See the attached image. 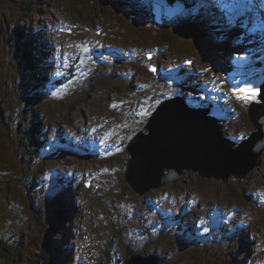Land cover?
<instances>
[{
  "label": "rangeland",
  "instance_id": "374dc122",
  "mask_svg": "<svg viewBox=\"0 0 264 264\" xmlns=\"http://www.w3.org/2000/svg\"><path fill=\"white\" fill-rule=\"evenodd\" d=\"M247 3L0 0V264H264V151L242 180L171 182L138 143L178 97L237 146L256 130L264 4Z\"/></svg>",
  "mask_w": 264,
  "mask_h": 264
},
{
  "label": "water",
  "instance_id": "95a60500",
  "mask_svg": "<svg viewBox=\"0 0 264 264\" xmlns=\"http://www.w3.org/2000/svg\"><path fill=\"white\" fill-rule=\"evenodd\" d=\"M260 99L263 103L255 104L247 114L257 132L248 141L241 143L243 145L238 151L231 144L234 142L226 137L223 124L210 115L209 108H183L182 103L178 102L182 117L173 120L166 107L161 106L152 120L150 134L146 135L149 136L147 141L145 136L138 141L145 149L143 154L152 158L150 163H145L144 175L152 173L158 180L166 175L178 181L181 178L178 170L185 166V169L193 173L228 182L229 176L233 174L249 173L256 166L260 151L264 149V84ZM258 107L263 108L260 111ZM163 108L171 115L169 125V116ZM129 183L134 184L133 179ZM155 259V256L148 258L132 255L127 264H158ZM159 263H165V259H160Z\"/></svg>",
  "mask_w": 264,
  "mask_h": 264
},
{
  "label": "bare ground",
  "instance_id": "6f19581e",
  "mask_svg": "<svg viewBox=\"0 0 264 264\" xmlns=\"http://www.w3.org/2000/svg\"><path fill=\"white\" fill-rule=\"evenodd\" d=\"M245 2H251V0H245V1H242L241 2V5H243V3H245ZM263 4H264V0L263 1H261ZM253 9V8H252ZM261 29H263L262 28V26H259V30H261ZM27 30V29H26ZM15 43V42H14ZM11 45V44H10ZM263 84H264V82L262 83V85H260V88H259V94H258V99H260V95H261V87L263 86ZM181 101V98L180 97H178V98H173V99H169V100H167V101H165V102H161L160 104H159V106L155 109V111L152 113V115L150 116V119H149V121L147 122V125H149V124H151L152 123V120H153V118L155 117V115L157 114V112L159 111V109H160V107L162 106H165L166 107V109H167V111L173 116V120H176V119H178V118H181L182 117V112H181V110H180V107L178 106V102H180ZM251 104V103H250ZM164 109V111L165 112H167L166 110H165V108H163ZM167 112V114H168V116H169V118H168V125L170 124V121H171V115L169 114ZM248 112H249V110H248ZM248 112H247V114H248ZM248 116V115H247ZM251 123V122H250ZM252 124V123H251ZM146 125V126H147ZM253 125V124H252ZM256 130H254L250 135H249V137L247 138V139H245L244 141H242L241 143H243V142H246V141H248L249 139H250V137L255 133V132H257V128H255ZM141 135H144L143 134V132H139L138 134H137V138L139 137V136H141ZM145 136V141H147V138L149 137V136H146V135H144ZM225 137V136H224ZM226 138V137H225ZM227 140H228V138H226ZM231 140V139H230ZM177 141V140H176ZM229 141V140H228ZM232 141V140H231ZM234 142V141H233ZM232 144V146H233V148L235 149V151H238L237 149L241 146V145H243V144H239L238 146L237 145H235V142L234 143H231ZM264 151V149L263 150H261L260 151V156H261V153ZM223 154V153H222ZM259 156V157H260ZM259 157H258V159H259ZM257 159V160H258ZM255 167V166H254ZM253 167V168H254ZM140 168V167H139ZM252 168V169H253ZM140 170H141V168H140ZM245 170V169H244ZM178 172L181 174L180 175V177H181V179H182V177L184 176V174L185 173H189V172H192L191 170H189V169H185V166H182V167H180V169L178 170ZM166 174H167V172H166ZM199 175L201 176V177H206V176H203V175H201L200 173H199ZM232 176H234L235 178H237L238 180L240 179V180H242L245 176L244 175H242V174H239V173H237L236 175L235 174H233V175H231V176H229V180H230V178L232 177ZM206 178H208V177H206ZM131 179H133V181H134V178H132L131 177ZM164 179H166V180H169V181H171V182H177L176 180H174V179H170V178H167L166 177V175L164 176V177H162L161 178V181H164ZM224 181V180H223ZM225 182V181H224ZM129 183V182H128ZM138 183H134V184H131V183H129V185L131 186V188L133 189V191L135 192V193H137V189H136V185H137ZM153 224V223H152ZM152 226V225H151ZM149 246V245H148ZM131 255H139V256H142L141 254H135V253H133V254H131ZM142 257H144V256H142ZM59 259V258H58Z\"/></svg>",
  "mask_w": 264,
  "mask_h": 264
},
{
  "label": "trees",
  "instance_id": "16d2710c",
  "mask_svg": "<svg viewBox=\"0 0 264 264\" xmlns=\"http://www.w3.org/2000/svg\"><path fill=\"white\" fill-rule=\"evenodd\" d=\"M247 3V2H246ZM198 4H199V2H198ZM247 5L249 6V7H251V5L250 4H248L247 3ZM243 6H246V4H244ZM217 36V35H216ZM15 38H16V40H15V42H24V37H21V36H19L18 34L17 35H15ZM23 39V41H19V39ZM25 57H27V58H29V65H30V71H32V66L35 64L34 62H35V59H34V57H33V54L32 53H25ZM90 64L91 65H94L93 64V61H90ZM88 69V68H87ZM211 108V107H210ZM215 106H213L212 107V109L213 110H215ZM232 108L234 109V111L236 112V115H237V110H236V105H235V103H233V105H232ZM217 113V111L215 110V114ZM244 115H245V113L244 114H242L241 115V117H239V116H237L238 118H239V120L240 121H243V117H244ZM30 130H33V129H30ZM29 130V131H30ZM31 132V131H30ZM37 134V133H36ZM36 137V135L35 136H33L31 139H34ZM56 211H58V213H59V215H60V218H59V216L58 215H56L55 216V220L57 221L58 220V222H57V224H56V226H58V225H60V223L64 220H66V218L65 217H62L63 216V212L61 211V210H56ZM62 218V219H61ZM52 231H51V229H50V231H49V233H51ZM3 245V246H2ZM5 249H7V250H9L8 251V253H6V256H10V247L9 246H7L6 244H1V246H0V255H3L5 252H7ZM45 251H47V254H48V251H50L49 250V246L48 245H45ZM132 251H129L127 254V257H126V259H125V261L126 262H128L129 260H130V255L131 254H129V253H131ZM20 255H21V252H20ZM19 259H20V257H18ZM45 258H46V261H45V263L46 264H57L55 261H54V259H52V261H51V258H50V262L48 261V258H47V256H45ZM60 258V257H59Z\"/></svg>",
  "mask_w": 264,
  "mask_h": 264
},
{
  "label": "snow or ice",
  "instance_id": "6c2138e0",
  "mask_svg": "<svg viewBox=\"0 0 264 264\" xmlns=\"http://www.w3.org/2000/svg\"><path fill=\"white\" fill-rule=\"evenodd\" d=\"M217 2L219 3L220 2V0H217ZM233 11H236V17H235V19L237 20V21H239L240 19H242L243 18V16H244V14H245V10H233ZM153 71H155V69H153ZM249 92H251V90L249 89L248 90Z\"/></svg>",
  "mask_w": 264,
  "mask_h": 264
},
{
  "label": "clouds",
  "instance_id": "9594fccd",
  "mask_svg": "<svg viewBox=\"0 0 264 264\" xmlns=\"http://www.w3.org/2000/svg\"><path fill=\"white\" fill-rule=\"evenodd\" d=\"M248 118V117H247Z\"/></svg>",
  "mask_w": 264,
  "mask_h": 264
}]
</instances>
